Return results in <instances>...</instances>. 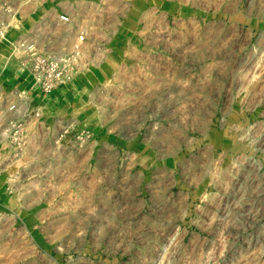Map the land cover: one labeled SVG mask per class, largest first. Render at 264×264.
Instances as JSON below:
<instances>
[{
  "label": "rangeland",
  "instance_id": "374dc122",
  "mask_svg": "<svg viewBox=\"0 0 264 264\" xmlns=\"http://www.w3.org/2000/svg\"><path fill=\"white\" fill-rule=\"evenodd\" d=\"M12 4V41L89 39L39 117L0 43V264H264V0Z\"/></svg>",
  "mask_w": 264,
  "mask_h": 264
},
{
  "label": "built area",
  "instance_id": "2783aa9c",
  "mask_svg": "<svg viewBox=\"0 0 264 264\" xmlns=\"http://www.w3.org/2000/svg\"><path fill=\"white\" fill-rule=\"evenodd\" d=\"M3 14L7 15V19L1 17ZM17 14L12 0H0V43L3 41L10 43L15 52L21 55L19 63L31 77L32 84L20 95L25 101L28 100L27 102H35L36 106L30 110L28 106L22 105L16 112L23 116L39 117L43 109L60 106L64 102V92L86 64L85 48L89 32L71 13L60 11L55 23L61 31L45 32L46 35L40 36L36 27L31 38L21 36L12 41L8 38V31ZM66 29H70V34L74 35L68 45L63 44V47H59L58 43L55 45L49 41L48 35L60 40L61 35L68 32ZM24 125L23 119L16 120L12 123V128L18 133L23 130Z\"/></svg>",
  "mask_w": 264,
  "mask_h": 264
},
{
  "label": "crops",
  "instance_id": "0c3cea01",
  "mask_svg": "<svg viewBox=\"0 0 264 264\" xmlns=\"http://www.w3.org/2000/svg\"><path fill=\"white\" fill-rule=\"evenodd\" d=\"M35 30V27L33 26V28L31 29V36H32V33H33V31ZM36 31V30H35ZM36 33V32H35ZM38 35H40L39 33H38ZM42 35V34H41Z\"/></svg>",
  "mask_w": 264,
  "mask_h": 264
}]
</instances>
